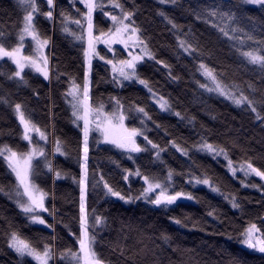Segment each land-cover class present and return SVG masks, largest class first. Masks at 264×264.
I'll use <instances>...</instances> for the list:
<instances>
[{
    "label": "snow or ice",
    "instance_id": "obj_1",
    "mask_svg": "<svg viewBox=\"0 0 264 264\" xmlns=\"http://www.w3.org/2000/svg\"><path fill=\"white\" fill-rule=\"evenodd\" d=\"M16 2L23 12L20 26L13 33L0 25V77L15 83L18 88L30 87L26 70L39 74L46 81H51L52 66L50 56L46 52L51 44V38L41 32L40 17L53 22L54 26H58L60 32L73 42L80 43L83 63L82 81L77 82L75 77L70 76L69 87L64 93V99L71 108V123L79 129L81 137L77 155L79 176H71L79 187L78 218H74L78 219V232L72 231L69 224H64L70 235L75 238V245L78 246L60 248L54 234L33 241L8 222L4 234L7 247L18 258L21 260L30 258L36 264H111L110 260L97 251L101 243L98 236L108 226V217L98 213L95 208L88 207L89 196L97 192H102L106 199L115 198L124 203L144 200L151 205L164 208L176 204L181 199L198 202V198L192 192L185 191L182 187L177 190L176 179L183 177L186 184L205 185L212 192L222 195L233 209H242L240 198L235 193L222 192L206 171L197 174V171L193 170L194 167H198L194 162L183 172H177L169 166L163 159L169 148L188 158L189 161H192V151L205 153L213 159L223 157L226 161L225 167L232 177H237L238 173L242 174L243 179H240L242 187L257 189L264 194V169L256 166L251 157L233 161L231 149L239 147L238 144L233 143L229 147L210 142L209 136L198 133L197 141L190 148L183 147L175 139L169 140L162 147L147 134L151 131L149 124L157 129L162 126L153 120L145 106L135 101L125 103L122 97L111 94L107 98V106L103 101L93 99L92 86L94 60H96L103 62V67L108 73L107 82L118 88H123L127 83L142 85L160 111L172 112L181 120L186 118L180 111H175L171 101L154 90L150 82L138 71L142 63L154 61L167 70L170 80L180 79L178 75H173V68L168 62L157 59L156 52L150 46V38L145 37L144 29L136 22L138 11L136 6L128 7L125 0H69L70 8L75 12L73 15L72 11L64 8L56 13L57 0H16ZM157 2L161 6L183 7L182 0H157ZM132 3L134 5V0ZM78 4L82 7H77ZM44 5L47 10H43ZM242 5L254 6L255 10L264 17V0H211L210 3L188 7L185 11L195 20L209 25L220 38L227 40L237 54L240 65L245 69L254 70L258 80L264 84V20L257 25L256 16L247 12L241 15ZM97 14L105 18L107 28L98 27ZM156 14L175 37L174 54L177 59L187 56L196 61V71L204 78L203 83L196 81L197 86L205 93L221 97L237 108L249 112L264 129V89H258L251 80L226 81L223 71H217L205 62V57L210 56L212 51L205 50V46L190 25L179 23L176 17L163 7L158 8ZM257 27L260 30L259 34ZM100 45L104 46L103 54ZM8 64L12 66L10 70L5 67ZM239 70L238 67L237 71ZM55 78L57 80L60 78L58 71ZM100 79L103 81L105 78ZM257 92L260 93L259 98L256 97ZM0 103L11 108L20 127L19 138L22 142H26V146L22 149L6 142L0 143V163L6 169V174L14 180V182L9 181L8 184L0 183V193L14 203L27 224L45 226L55 233L56 224L63 222L57 221L55 193L42 187L39 181L42 176L51 175L55 184L57 180L69 175L54 163L56 154L68 155L65 150L66 144L60 137H54L49 151L48 128H42L22 102H13L7 95H0ZM194 119V117L190 118L189 122L192 123ZM92 145L97 149L104 145L110 146L118 150L121 156H127L133 164L136 154L151 153L154 165L157 163L163 165V174L146 173L139 165L135 168L121 167L119 160L108 157L119 169L122 182L128 186L129 191L125 192L106 179L105 173L98 164L91 167ZM253 177H258L261 183L249 182ZM136 180H139L143 186L138 194L133 195L131 184ZM50 200L53 201L51 207H49ZM208 215L215 216V209L209 211ZM46 216L51 218L52 223L46 219ZM259 219V225L256 222L247 223L239 233L238 241L247 249L264 254V216ZM174 222L182 223L180 219H175ZM160 239L167 244L170 243L171 237L162 233ZM113 247L118 248L121 255L126 252L123 246Z\"/></svg>",
    "mask_w": 264,
    "mask_h": 264
},
{
    "label": "trees",
    "instance_id": "obj_2",
    "mask_svg": "<svg viewBox=\"0 0 264 264\" xmlns=\"http://www.w3.org/2000/svg\"><path fill=\"white\" fill-rule=\"evenodd\" d=\"M210 2L211 0H182L183 7L174 8L171 5L161 6L157 0H134V5L132 0H125L128 7L138 8L136 22L144 29L145 37L150 38V46L156 52L157 59L168 62L173 68V75H178L180 79L170 80L167 70L154 61L142 63L138 71L150 82L154 90L171 101L173 109L180 111L185 119L181 120L172 112L160 111L142 85L127 83L123 88H118L107 82L108 73L103 67V62L96 60H94L92 97L96 101H103L106 106L109 94L122 97L125 103L135 101L145 106L153 120L162 126L157 129L149 124L151 131L147 134L162 147L169 140L175 139L183 147L190 148L197 141L200 133L209 136L210 142L229 147L233 143L238 144L239 147L231 149L234 162L251 157L256 166L264 169V129L249 112L237 108L221 97L205 93L197 86V80L201 83L204 80L196 71V61L187 56L177 59L174 54L175 37L156 14L157 9L163 7L174 15L179 23L190 25L205 46V50L212 51L210 56L205 57V62L217 71H223L226 81L251 80L258 89H264V84L258 80L257 73L240 65L237 54L227 40L220 38L209 25L195 20L185 11L188 7ZM77 7L82 6L78 4ZM61 8L68 9L75 15L70 8L69 0H57L56 13ZM43 10H47L46 5ZM245 12L256 16L257 25L264 20L254 6L242 5L241 15ZM22 16L23 12L16 0H0V25L7 31L14 33L20 26ZM97 24L102 28L108 26L105 18L99 14H97ZM39 27L43 34L51 38L48 48L52 66L51 81H46L39 74L26 70L30 87L18 88L15 83L0 77V95H7L13 102H22L32 118L42 128H48L49 151L54 137H60L66 144L65 150L68 155L56 154L54 163L69 175L57 180L55 184L51 175L42 176L39 181L42 187L54 191L56 197L54 203L58 210L57 221L63 222L56 224L55 233L45 226L29 225L14 203L0 193V264H36L30 258L21 260L7 247L4 234L8 222L33 241L54 234L60 248L78 246L75 245V238L70 235L64 224H69L72 231L78 232V219L74 218H78L79 187L71 176H79L77 155L81 137L79 129L71 123V108L64 99V93L69 87L70 76L75 77L77 82L82 81V49L79 42H73L62 34L53 22L40 17ZM259 31L257 27L258 34ZM100 49L103 54L104 46H100ZM5 67L10 70L12 66L8 64ZM238 67L239 71H237ZM57 71L60 73L59 80L55 78ZM101 77L105 79L101 81ZM259 96L260 93L257 92L256 97ZM192 117L195 119L190 123L189 119ZM19 132L18 121L11 108L0 103V143L6 142L14 147L24 148L26 142L20 140ZM191 154L192 161H189L188 158L169 148L163 159L177 172L188 170L194 162L198 166L193 168L197 174L206 171L222 192L235 193L240 198L242 209H233L222 195L212 192L205 185L186 184L183 177L176 179L177 190L182 187L185 191L192 192L198 198V202L181 199L176 204L164 208L151 205L144 200L124 203L115 198L106 199L102 192L93 193L88 199L89 209L95 208L98 213L108 217V226L98 236L101 243L97 251L110 260L111 264H234V262L264 264V254L247 249L238 241L239 233L248 222L260 224L259 218L264 216V194L257 189L242 187L240 184V179H243L242 174L238 173L237 177H232L222 157L213 159L205 153L195 151ZM90 156L91 167L98 164L105 173L106 179L125 192L129 191L128 186L122 182L119 169L108 157L119 160L121 167L135 168L139 165L146 173L163 174V165L158 163L154 165L151 153L136 154L133 164L127 156H121L118 150L110 146L104 145L97 149L92 145ZM9 181L14 182L0 163V183L8 184ZM249 182L261 183L258 177L251 178ZM142 186L139 180L132 183V194H138ZM52 203L53 201L50 200L49 207ZM213 209L216 215L209 216L208 212ZM46 219L52 223L51 218L46 216ZM175 219H180L182 223L176 224ZM162 233L171 237L170 243L166 244L160 239ZM114 245L123 246L126 249L124 255H121L118 248L114 249Z\"/></svg>",
    "mask_w": 264,
    "mask_h": 264
},
{
    "label": "rangeland",
    "instance_id": "obj_3",
    "mask_svg": "<svg viewBox=\"0 0 264 264\" xmlns=\"http://www.w3.org/2000/svg\"><path fill=\"white\" fill-rule=\"evenodd\" d=\"M50 46V45H49ZM100 46H103V45H100ZM99 46V47H100ZM118 47H120V46H118ZM49 48V47H48ZM48 48L46 49V52L48 53ZM203 80H204V78H203ZM204 82V81H203ZM141 140H142V138H141ZM142 142V141H141ZM223 158V157H222Z\"/></svg>",
    "mask_w": 264,
    "mask_h": 264
}]
</instances>
